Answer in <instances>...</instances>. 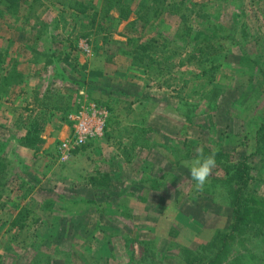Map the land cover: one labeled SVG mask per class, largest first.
Returning a JSON list of instances; mask_svg holds the SVG:
<instances>
[{"label": "rangeland", "instance_id": "rangeland-1", "mask_svg": "<svg viewBox=\"0 0 264 264\" xmlns=\"http://www.w3.org/2000/svg\"><path fill=\"white\" fill-rule=\"evenodd\" d=\"M19 1L0 19V264H264V0H125L118 20L104 0ZM47 48L33 97L19 67ZM90 103L103 135L64 158L69 115ZM200 148L222 153L197 191L185 162Z\"/></svg>", "mask_w": 264, "mask_h": 264}, {"label": "trees", "instance_id": "trees-1", "mask_svg": "<svg viewBox=\"0 0 264 264\" xmlns=\"http://www.w3.org/2000/svg\"><path fill=\"white\" fill-rule=\"evenodd\" d=\"M23 1L26 2V0H23ZM164 2H165V0H158V3H160L159 4L160 6H161V4L163 5ZM20 5H21V1H19V0H0V19L5 18L8 15H12V16L17 15L21 11ZM142 6L143 5H141V7ZM111 7H117L119 10V15H118V18L116 20L127 18L128 12L126 10V7H128V3L125 0H104V6L101 7V11L108 14V11ZM145 8H148L147 5H145ZM25 16H26V14H25ZM97 16H98L97 9H93L92 13H91V21L94 22L95 19L97 18ZM141 16L142 15H140L138 18H141ZM26 20H27V18H26ZM200 36L203 37V39H205V37L208 35L206 33H204V34L197 33L194 37H192L191 40L196 41V40H198V38ZM206 40H207V38L204 40V42H206ZM3 62H4V51L2 49H0V89H2L3 83L9 84L11 82L10 79H12V71H9V72L3 74L4 70H5ZM12 70L14 71L15 69H12ZM0 97H1V95H0ZM263 129H264V125H262L261 129H259V130H263ZM213 153H215L216 161L219 160V157L221 156L220 154L222 152L221 151H218V152L215 151ZM3 162H4V160L2 158H0V168L2 167ZM246 175H247V167L239 162L237 164V168L235 171V178H234V184H233L234 185V187H233L234 194L238 198L241 197L240 196L241 193L246 188V186H245L247 183ZM4 176H5V174H3L2 170L0 169V188L2 185H4V183L2 182ZM108 180H109V178L106 177L104 174H98V175H93V176L89 177V181L94 187H99V186H102L103 184H108ZM235 210H236L235 211V215H236L235 217H236V219H239V217H241V210L242 209L239 206ZM23 218H24V215L20 212H17L16 215L11 220V225H14V226L17 225L19 227L22 226V219Z\"/></svg>", "mask_w": 264, "mask_h": 264}, {"label": "built area", "instance_id": "built-area-1", "mask_svg": "<svg viewBox=\"0 0 264 264\" xmlns=\"http://www.w3.org/2000/svg\"><path fill=\"white\" fill-rule=\"evenodd\" d=\"M106 117V108L95 103H90L71 113L69 118L72 122L73 133L58 147L62 157L67 158L71 150L81 146L87 140L102 136Z\"/></svg>", "mask_w": 264, "mask_h": 264}, {"label": "crops", "instance_id": "crops-1", "mask_svg": "<svg viewBox=\"0 0 264 264\" xmlns=\"http://www.w3.org/2000/svg\"><path fill=\"white\" fill-rule=\"evenodd\" d=\"M2 36L11 37L13 40H15L17 42L16 45H24V43L22 41L23 39H21L22 36H15L13 33H8V34L2 35ZM30 38H31L30 43L33 44L32 48H31V50H33L32 52H38V53L42 52V54H43L44 51H43V48L39 47L41 44H40V41H38L39 38L37 37V35H35V34L33 35V33H32L31 36H30ZM50 50H51L50 48H47L46 52H48V55L45 54V56H44L45 59H44L43 63L41 64V66H40V64H35L32 61L33 60L32 59V54H30L27 57V59H24L23 60V62L21 63V67H19V70H21L22 72L23 71H24V73H27L28 72L29 75H30L31 82L33 81V86L31 87V89H32L31 92H35L34 95H33V97H35V96L37 97V93H38L36 91L37 90V87L35 86V83L38 80L37 77H39V73L42 70V68H45L48 65H50V62H51L50 60L51 59H49L47 57H50V58L53 57V56H50V54H52V52ZM89 58H91V57H89ZM81 59H83L85 61L87 60L85 58V56L84 57L82 56ZM87 64H88L89 68H93L94 59L88 60L87 61ZM25 65H26V67H25ZM26 68H27L28 71H25ZM130 84H131V82L126 77L125 80H123L124 87L128 88V86ZM34 102H35V100H34Z\"/></svg>", "mask_w": 264, "mask_h": 264}, {"label": "clouds", "instance_id": "clouds-1", "mask_svg": "<svg viewBox=\"0 0 264 264\" xmlns=\"http://www.w3.org/2000/svg\"><path fill=\"white\" fill-rule=\"evenodd\" d=\"M197 153L194 159L185 162V166L189 169L191 180L195 182L194 188L200 191L217 165L215 153L205 156L202 148Z\"/></svg>", "mask_w": 264, "mask_h": 264}]
</instances>
